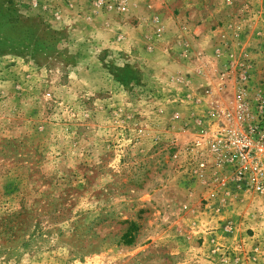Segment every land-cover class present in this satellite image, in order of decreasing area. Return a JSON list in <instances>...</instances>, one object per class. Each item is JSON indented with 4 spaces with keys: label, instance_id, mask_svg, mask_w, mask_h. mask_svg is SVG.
<instances>
[{
    "label": "rangeland",
    "instance_id": "obj_1",
    "mask_svg": "<svg viewBox=\"0 0 264 264\" xmlns=\"http://www.w3.org/2000/svg\"><path fill=\"white\" fill-rule=\"evenodd\" d=\"M240 85L264 0H0V264H264V192L184 154Z\"/></svg>",
    "mask_w": 264,
    "mask_h": 264
},
{
    "label": "built area",
    "instance_id": "obj_2",
    "mask_svg": "<svg viewBox=\"0 0 264 264\" xmlns=\"http://www.w3.org/2000/svg\"><path fill=\"white\" fill-rule=\"evenodd\" d=\"M248 71L240 77L247 78ZM248 88L238 86L234 102L225 109L219 127L194 140L189 156L193 177L205 171L215 172L223 187L264 192V95H248ZM193 156L195 159H193Z\"/></svg>",
    "mask_w": 264,
    "mask_h": 264
}]
</instances>
